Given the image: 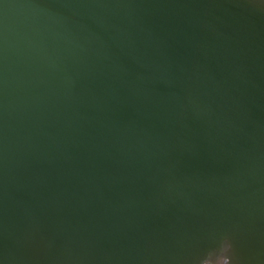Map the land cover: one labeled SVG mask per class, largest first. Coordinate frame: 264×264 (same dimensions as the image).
Returning <instances> with one entry per match:
<instances>
[{"label":"water","instance_id":"1","mask_svg":"<svg viewBox=\"0 0 264 264\" xmlns=\"http://www.w3.org/2000/svg\"><path fill=\"white\" fill-rule=\"evenodd\" d=\"M0 264H264V0H0Z\"/></svg>","mask_w":264,"mask_h":264}]
</instances>
